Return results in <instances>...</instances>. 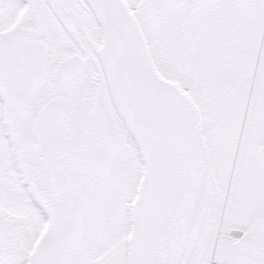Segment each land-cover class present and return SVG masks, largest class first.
Wrapping results in <instances>:
<instances>
[{"label": "snow or ice", "instance_id": "6c2138e0", "mask_svg": "<svg viewBox=\"0 0 264 264\" xmlns=\"http://www.w3.org/2000/svg\"><path fill=\"white\" fill-rule=\"evenodd\" d=\"M0 264H264V0H0Z\"/></svg>", "mask_w": 264, "mask_h": 264}]
</instances>
